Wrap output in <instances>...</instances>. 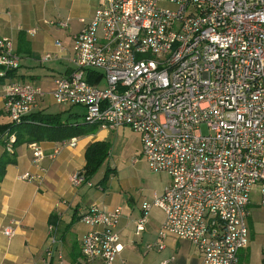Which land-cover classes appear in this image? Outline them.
<instances>
[{"label":"built area","instance_id":"obj_1","mask_svg":"<svg viewBox=\"0 0 264 264\" xmlns=\"http://www.w3.org/2000/svg\"><path fill=\"white\" fill-rule=\"evenodd\" d=\"M72 51V69L49 93L53 102L84 107L83 121L97 128H131L150 171L171 179L161 194L142 202L136 233L158 207L161 240H188L200 264H238L248 246L255 188L264 209V0H100L73 37ZM52 58L45 54L40 62ZM18 67L11 40L0 37V78ZM98 75L99 81H88ZM45 96L36 84L6 77L3 110L20 123ZM14 141V133H0V156L13 151ZM61 145L75 147L76 138ZM28 147L32 165L42 170L44 152L37 143ZM70 182L79 187L82 174ZM120 217L119 208L94 205L80 214L91 229L81 237L75 264H125L116 233ZM54 230L48 225L47 264H64ZM14 234L13 225L0 230L6 238ZM155 248L161 252L164 245L146 246ZM261 255L264 264V244Z\"/></svg>","mask_w":264,"mask_h":264},{"label":"crops","instance_id":"obj_2","mask_svg":"<svg viewBox=\"0 0 264 264\" xmlns=\"http://www.w3.org/2000/svg\"><path fill=\"white\" fill-rule=\"evenodd\" d=\"M99 1L0 0V37L11 40L14 53L19 58V67L12 78L36 84L46 93L38 110L46 113L65 111L64 118L70 113H77L82 115L83 120L84 107L78 106L82 109H76L75 106L57 105L49 93L54 88V80L72 69L73 37L92 18ZM30 30L34 32L31 33ZM57 42L60 43L59 47ZM45 54H51L53 58L41 63L40 59ZM4 84L5 81H0V132L1 127L10 122L3 110ZM56 106L58 107L54 110L53 107ZM95 130H98L96 134L92 132L76 137L75 147L62 146L63 140L38 142L45 154L40 163L42 170L32 165V152L27 143L14 147L15 163L6 165L0 180V230L7 225H13L15 234L11 238L0 235V264H47L44 252L47 247V227L50 224L54 225V235L61 241L64 264H75L80 257L81 237L91 229L80 222L79 216L92 205L103 210L120 209L121 217L116 233L122 248L120 258L125 264H160L171 257L174 260L168 264H200V254L188 240L172 236L164 240L159 238L158 232L164 214L161 221L155 224L153 215L151 216L152 208L148 212L143 230L136 233V223L143 201L139 204H125L118 197L100 199L102 195L99 193L104 192L108 196L109 181L103 187L98 185L99 193L96 197L81 205V189L73 187L70 178L81 172L85 165V150L91 143L108 141L109 130ZM138 147L141 148L140 140ZM55 149L59 150L58 154L50 158ZM106 163L107 160L104 164ZM106 167L111 168L109 165ZM26 172L41 178L39 181L20 180L19 177ZM91 183H94L93 178L85 182L86 187H92ZM163 190L157 194H161ZM250 217L249 214V234L252 230ZM158 243L164 245L161 252H157L156 248L153 251L146 249L147 245ZM247 247L240 251L238 264L247 261ZM260 263L262 264V260Z\"/></svg>","mask_w":264,"mask_h":264},{"label":"rangeland","instance_id":"obj_3","mask_svg":"<svg viewBox=\"0 0 264 264\" xmlns=\"http://www.w3.org/2000/svg\"><path fill=\"white\" fill-rule=\"evenodd\" d=\"M161 4L174 8L166 2H162ZM57 107H53V109L55 110ZM75 107L76 109H82L78 106ZM97 132L98 130L93 131L94 134ZM139 140L138 133L128 127L110 131L108 137L110 154L107 163L102 165L92 177L94 182L91 183L92 187L87 188L84 183L83 186L77 188L81 189L79 191L81 192L79 194L81 205L88 199H94L96 194L99 193L98 185H100L99 182L105 173L107 165L111 169H115V171L108 177V186L110 187L107 188L109 192L108 196L106 197L104 192L99 193L102 195L100 198L102 200L110 196L114 198L118 197L121 203L130 204L136 202L139 204L141 201H148L159 195L157 192L163 190L170 183L171 179L168 175L150 171L146 159L140 155ZM134 159L137 160L134 161ZM131 199H133V202ZM250 199L249 210L252 230L248 237L247 261H244L243 264H261V247L264 242V209L259 206L257 188L253 189ZM152 215L155 224H158L163 217V213L158 207H152ZM240 254L241 252L239 256Z\"/></svg>","mask_w":264,"mask_h":264},{"label":"trees","instance_id":"obj_4","mask_svg":"<svg viewBox=\"0 0 264 264\" xmlns=\"http://www.w3.org/2000/svg\"><path fill=\"white\" fill-rule=\"evenodd\" d=\"M16 70L9 71L7 78H12ZM88 76V75H87ZM6 77L0 78V81H5ZM101 75L93 80L89 76V82L99 81ZM70 113L69 111H66ZM62 113H46L42 110H37L29 113L22 118L20 123L9 122L1 127L2 133H14L15 141L13 148L23 143H38L41 141H62L71 138L84 136L92 133L97 127L85 123L82 120V115L70 113L65 118ZM81 118V119H80ZM110 143L108 141H100L91 143L85 150V165L81 170L84 182H88L94 174L100 169L109 156ZM15 163L13 151L10 153L4 152L0 156V180L3 177L6 165ZM114 169L106 168L99 186H105L110 174L114 173Z\"/></svg>","mask_w":264,"mask_h":264}]
</instances>
